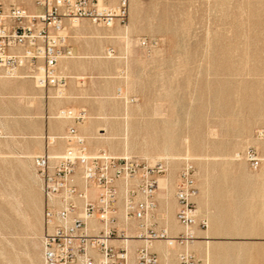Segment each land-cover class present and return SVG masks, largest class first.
Segmentation results:
<instances>
[{"label":"rangeland","instance_id":"1","mask_svg":"<svg viewBox=\"0 0 264 264\" xmlns=\"http://www.w3.org/2000/svg\"><path fill=\"white\" fill-rule=\"evenodd\" d=\"M100 2L115 8L121 0ZM0 3L35 8V0ZM125 5L121 23L80 19L86 28L81 32L65 23L71 53L57 70L65 77L61 91L76 93V99L57 103L56 88L37 87L34 77L33 83L23 72L9 76L0 68V79L13 81L0 83L6 94L0 97V264H44V201L32 157L48 152L49 135L63 136L69 126L85 136L90 154L167 165L158 177L156 219L159 227L166 221L179 226L173 235L183 231L175 219L176 175L190 159L198 188L193 200L198 217L207 221L206 229L194 227L196 238L188 244L195 264H264V0ZM108 29L112 38L91 33ZM63 63L69 68L62 69ZM29 81L33 91L19 99L16 93ZM60 109L81 118H55ZM55 120L64 123L52 128ZM87 136L111 137L113 144L126 138L128 144L92 150ZM55 142L63 151L65 141ZM247 149L260 158L256 169L243 157ZM156 242L164 262L178 264L184 246L167 249Z\"/></svg>","mask_w":264,"mask_h":264},{"label":"built area","instance_id":"2","mask_svg":"<svg viewBox=\"0 0 264 264\" xmlns=\"http://www.w3.org/2000/svg\"><path fill=\"white\" fill-rule=\"evenodd\" d=\"M125 2L108 8L98 0H35L34 10L4 8L0 3V68L9 76L23 72L21 76L34 77L37 87L61 90L65 77L58 73V63L71 53L65 23L80 19L103 26L121 23L127 16ZM67 114L81 118L71 110ZM61 138L66 144L63 151L32 157L44 201V264H158L155 241L184 246L177 254L178 264H195L188 244L196 238L194 227L206 229L207 221L198 217L193 200L198 188L190 159L176 175L175 219L183 231L173 235L156 219L158 177L166 164H141L105 151L90 154L74 126ZM243 157L251 168L259 166L255 150L247 149ZM91 188L96 189L94 196ZM132 226L138 231L136 246L128 242Z\"/></svg>","mask_w":264,"mask_h":264},{"label":"bare ground","instance_id":"3","mask_svg":"<svg viewBox=\"0 0 264 264\" xmlns=\"http://www.w3.org/2000/svg\"><path fill=\"white\" fill-rule=\"evenodd\" d=\"M98 3H101L100 2V0H98ZM76 24V25H75ZM79 24H80V21L79 20H75V21H72L71 22V26L72 27H75L76 28V32H81V31H84V30H86V28L85 27H83V26H79ZM65 30V29H64ZM91 33H93L97 38H100V39H102V38H112L113 37V32H110V29H108V30H105V31H101V30H92V32ZM124 38H126V36L124 37ZM131 40V39H130ZM126 43H128V41L126 40ZM96 57H93V61H96V62H98V60L97 59H95ZM87 59V58H86ZM89 61V60H88ZM98 63H101V65L103 64V65H105V63L104 62H101V61H99ZM62 69H68L69 68V64L68 63H63L62 64ZM91 68V67H90ZM2 77V76H1ZM76 78H82L81 76H75ZM2 82H13V81H11V80H8V79H0V83H2ZM23 90H24V92L22 93V92H17L16 94L18 95L17 97L19 98V99H21L22 97H23V95L25 94V95H28L29 94V90L27 89V88H23ZM58 93H56V94H58V96H57V103H59V102H61L63 99H76L77 97H78V95L76 94V93H73L72 91H68V92H62L61 90H58L57 91ZM6 94L5 93H3V92H1L0 91V97H2V98H4V96H5ZM127 100H128V98H127ZM70 109V108H69ZM73 113H75L73 110H71ZM68 110H66V109H60L58 112H57V115L56 116H54L55 118H58V117H63V118H66V119H68L69 118V116H68ZM127 114V113H126ZM71 119V118H70ZM62 123H64V121H61V120H55V121H53L52 123H51V127L52 128H60L61 127V125H62ZM64 126V125H63ZM84 126V125H83ZM50 127V126H49ZM87 129H89V127L88 126H86L85 128H84V131H86ZM212 133V132H211ZM210 133V134H211ZM83 136V135H82ZM213 136V135H212ZM215 136V135H214ZM46 137V136H45ZM61 136L60 135H49V139H50V143H51V146H49V148L47 149L48 150V153L49 154H57L58 153V150H59V148H60V145H56V142H55V139L56 138H60ZM84 138H85V136H83ZM264 137V136H263ZM87 138H88V143L90 144V146H91V148H92V150H97L98 149V147L99 146H103L104 144H107L109 147H113V145L114 144H116V143H121L122 145H123V147H125V146H127V140H126V138H124V137H122V138H124V140H122V141H116V143H112V138L111 137H103V138H92V137H88L87 136ZM103 141V142H100V141ZM120 140V139H119ZM185 140H187V138L185 139ZM111 141V143H109ZM60 142V141H59ZM147 143V142H146ZM186 143V146L188 147V143L187 142H185ZM131 145V144H130ZM46 148V147H45ZM45 148H44V150H45ZM131 148V147H130ZM167 150V149H166ZM165 151V150H164ZM168 151V150H167ZM166 152V151H165ZM187 154V153H186ZM166 154H164V156L163 157H167V156H165ZM236 155V154H235ZM185 156H187V155H185ZM144 157V156H143ZM161 157V156H160ZM154 158V157H153ZM170 158V157H169ZM166 159V158H165ZM164 186L167 188V186H166V184H164ZM166 190V189H165ZM167 191V190H166ZM90 194L92 195V196H94L95 194H96V189L95 188H91L90 189ZM165 226L168 228V230H170V232H172V233H176L178 230H179V226H177L175 223H170V222H167L166 221V223H165ZM182 229V228H181ZM183 230V229H182ZM128 235H130V239L128 240V242L133 246L134 245V243H137V241L139 242V240L138 239H136L135 237H136V235H137V233H138V231H136V229H135V227L134 226H132V228L131 229H129L128 230ZM208 239V238H207ZM155 243H159V242H156L155 241ZM164 244L166 245V248L168 249V248H171V247H173L175 244L177 245V243L176 242H174V243H172V244H168V243H166V242H164Z\"/></svg>","mask_w":264,"mask_h":264},{"label":"crops","instance_id":"4","mask_svg":"<svg viewBox=\"0 0 264 264\" xmlns=\"http://www.w3.org/2000/svg\"><path fill=\"white\" fill-rule=\"evenodd\" d=\"M33 83H34V78L33 77H30L29 78ZM31 81H29V82H27L28 84H27V86L25 87V88H27L28 90H29V94L33 91V89H32V86H31ZM35 84V83H34ZM164 184H166V186H167V183H165L164 182ZM163 184V185H164ZM166 223V222H165ZM164 223V224H165ZM138 242V241H137ZM139 243V242H138ZM137 243H134V245L133 246H135ZM161 243H154V248L156 249H158V247H160L161 245H160ZM158 264H166L165 262H164V258H163V255L162 254H160L159 252H158Z\"/></svg>","mask_w":264,"mask_h":264}]
</instances>
